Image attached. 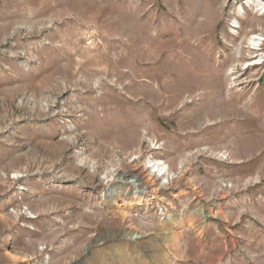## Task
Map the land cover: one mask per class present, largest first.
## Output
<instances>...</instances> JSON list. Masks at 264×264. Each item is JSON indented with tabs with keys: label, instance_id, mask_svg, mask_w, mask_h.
Listing matches in <instances>:
<instances>
[{
	"label": "rangeland",
	"instance_id": "obj_1",
	"mask_svg": "<svg viewBox=\"0 0 264 264\" xmlns=\"http://www.w3.org/2000/svg\"><path fill=\"white\" fill-rule=\"evenodd\" d=\"M247 1L0 0V264H264ZM152 154L181 171L152 177ZM131 177L146 199H105Z\"/></svg>",
	"mask_w": 264,
	"mask_h": 264
},
{
	"label": "bare ground",
	"instance_id": "obj_2",
	"mask_svg": "<svg viewBox=\"0 0 264 264\" xmlns=\"http://www.w3.org/2000/svg\"><path fill=\"white\" fill-rule=\"evenodd\" d=\"M263 3H264L263 0H248L247 3H246V6L245 7H240L238 12L242 14V12H244L246 8H251L252 6L257 7L258 9H260V8L262 9V8H264ZM209 12H210V10H209ZM234 22L235 23H234L233 27L234 28L239 27L240 24H238V20H235ZM263 40H264V38L261 37V34L252 35L249 38V40H248V43H249L248 48H249V50L250 51L254 50L255 52L260 50L261 46L263 45ZM235 53L237 54L238 58L241 56L242 49H241L240 46L235 49ZM248 54H249V52H248ZM255 57H257L255 61L250 62V63H248L249 61L247 62L248 63L247 64L248 68L250 66L261 65L264 62V60L262 61V59H264L263 56H260L258 54ZM244 69H245L244 68V64L241 65V64H237V63H235L231 67H229L227 73H228V75L231 76V80H232L231 84H232V86H235V85L241 84V82L243 83V82L247 81L245 77L243 78ZM232 86H230V87H232ZM217 110L213 111V116H214L215 113H217ZM146 139H147V141H151V142L155 141V139L149 138V137H146ZM224 158H226V157H224ZM184 165H186V163ZM147 166L150 168L149 174L152 177H156L158 179L162 178V179H167L169 181L170 180V175L172 174V172H174L173 169L172 170L170 169V165H168V163L164 159L155 158V159L151 160L150 157H149ZM151 168H152V170H151ZM21 176L22 175H20L19 173H16L14 175V178L18 179ZM122 178H123V175L118 173L116 170H114L112 173H110V175L106 176V181H112V180L122 179ZM129 182L138 186V187H134L132 189V193L134 194L135 198H138V199H141V200H144V199L147 198L145 187L143 185H141V183L139 182V180L136 177H131V178H126L125 180H123L120 185H112L111 187L107 188V190L104 193L105 199H107L109 201H115V196L117 194H122L123 193V188L126 187L127 183H129ZM162 184H164V183H162ZM169 219L172 220L173 218L169 217ZM176 222H177V220H175V223ZM128 235H130V237H134V234L132 232H128Z\"/></svg>",
	"mask_w": 264,
	"mask_h": 264
},
{
	"label": "built area",
	"instance_id": "obj_3",
	"mask_svg": "<svg viewBox=\"0 0 264 264\" xmlns=\"http://www.w3.org/2000/svg\"><path fill=\"white\" fill-rule=\"evenodd\" d=\"M153 143V146H154V149H161L162 148V145H163V143H160L158 140H155L154 142H152ZM150 157V159L152 160V159H155V158H162V159H164L163 157H159V156H157V155H150V156H148L147 157V159ZM165 160V159H164ZM181 169V168H180ZM181 171V170H180ZM179 170H176V172L175 173H179L180 172ZM175 173H173L172 172V174H173V176L174 175H176ZM172 174L170 175V179L173 177L172 176ZM172 176V177H171Z\"/></svg>",
	"mask_w": 264,
	"mask_h": 264
}]
</instances>
